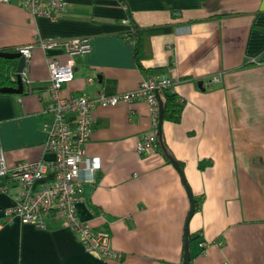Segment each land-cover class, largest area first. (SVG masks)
<instances>
[{
  "label": "crops",
  "instance_id": "crops-1",
  "mask_svg": "<svg viewBox=\"0 0 264 264\" xmlns=\"http://www.w3.org/2000/svg\"><path fill=\"white\" fill-rule=\"evenodd\" d=\"M127 17L141 27L175 25L152 38V56L143 60L158 68L155 74L138 65L123 37ZM71 36L90 37L92 51L76 57L66 96L127 92L156 75L176 79L172 92L186 102L182 120L164 121L162 133L197 200L189 222L198 235L190 242L192 264H264V0H68L57 20L0 1V49ZM30 76V92L25 86L22 94H0V142L11 167L54 158L45 149L50 76L39 47ZM213 77L220 80L210 85ZM94 118L85 148L100 168L84 183L78 213L112 234L120 259L88 251L56 212L45 228L6 221L20 192L10 170L0 176V264L183 263L188 190L160 148L144 155L135 149L141 135L154 131L150 105L142 99L99 106ZM50 182L47 175L34 190Z\"/></svg>",
  "mask_w": 264,
  "mask_h": 264
},
{
  "label": "built area",
  "instance_id": "built-area-1",
  "mask_svg": "<svg viewBox=\"0 0 264 264\" xmlns=\"http://www.w3.org/2000/svg\"><path fill=\"white\" fill-rule=\"evenodd\" d=\"M11 3L13 0H0ZM33 17L41 16L57 20L67 8L68 0H15ZM127 27L123 33L124 39L134 44L131 31L134 21L130 17L122 20ZM36 47L46 54L49 70V103L46 113L49 114L44 124L48 139L45 149L53 153L50 161L22 160L11 167L6 159L5 151L0 142V176H5L10 170L19 182L20 192L16 202L5 210V219L10 222L18 218L23 224H32L39 228L46 227V217L52 212L72 228L81 242L90 252L101 255L106 261L112 258L120 259L113 246L112 234L105 230H95L93 226L79 217L78 202L83 193L85 181H94V174L100 168L99 158H91L86 154V144L94 131V111L97 107L116 106L121 102L134 104L138 100H145L152 113L154 131L144 133L136 145V151L144 155L150 151H157V125L160 116L161 91L173 88L176 79L170 75H156L144 78L133 90L113 95L100 94L92 97L86 92L76 96H66L65 86L75 79L76 57L89 54L92 51V41L88 36H71L68 38H38L37 41L21 45L17 51L25 57L26 65L20 72L12 70L9 79L17 83L19 77L28 88L32 85L30 76V62ZM92 80V79H89ZM220 77H213L209 84L219 81ZM183 101V98H180ZM85 169L91 171L90 177L83 174ZM51 176V182L45 187L34 190L37 182ZM8 191L7 187L3 188ZM3 225L0 223V228ZM222 245L221 241H217ZM208 242H201L202 249H206Z\"/></svg>",
  "mask_w": 264,
  "mask_h": 264
},
{
  "label": "trees",
  "instance_id": "trees-1",
  "mask_svg": "<svg viewBox=\"0 0 264 264\" xmlns=\"http://www.w3.org/2000/svg\"><path fill=\"white\" fill-rule=\"evenodd\" d=\"M173 15L175 17L181 16V11H173ZM175 25L174 24H165L161 26H151V27H141L137 23L134 24V29L130 32L131 36L134 40V57L138 65L144 69L146 68L143 64L144 59H149L152 56V38L159 34V33H171L174 31ZM0 51H10V52H17V50L13 47H6L0 49ZM18 65V59H6L3 57H0V87L4 86H16V83H13L9 79V72L11 70L17 69ZM158 68L152 69V68H146V71L150 74H155ZM2 94V93H0ZM160 99L163 102V121H170L174 123H180L182 120V115L185 107V100L180 101V96L172 92L171 89L161 91L159 93ZM159 119L158 117V125L157 129L159 127ZM158 145L161 149V152L164 153V155L167 157L168 162L171 160H176L182 170L184 169V164L177 160L171 152L168 150L165 140L163 138L162 133V140H159L158 137ZM205 164L200 163V167H204ZM184 171V170H183ZM196 203L197 200L195 199ZM198 239V235L194 233L189 234V240L190 242L195 241ZM205 242V241H201ZM185 250V249H184ZM194 256H191V264L193 263ZM160 264H184V263H175L170 261H162Z\"/></svg>",
  "mask_w": 264,
  "mask_h": 264
},
{
  "label": "water",
  "instance_id": "water-1",
  "mask_svg": "<svg viewBox=\"0 0 264 264\" xmlns=\"http://www.w3.org/2000/svg\"><path fill=\"white\" fill-rule=\"evenodd\" d=\"M0 57L6 58V59H18V65H17V71L20 72L22 68L26 65V59L24 56H22L19 52H10V51H0ZM201 86V83H200ZM25 90V85L22 82L21 78L19 77L16 86H4L0 87V93H10V94H22ZM159 95V94H158ZM160 97V95H159ZM160 99V98H159ZM160 119H159V127H158V137L159 140H162V121H163V102L160 99ZM175 167L180 172V175L182 177V180L188 190L190 199H191V210L189 212L186 225H185V250H184V258L183 263L184 264H191V250H190V240H189V222L191 218L193 217L195 210H196V201L193 195V192L187 182L185 172L182 170L180 165L176 160H171Z\"/></svg>",
  "mask_w": 264,
  "mask_h": 264
},
{
  "label": "rangeland",
  "instance_id": "rangeland-1",
  "mask_svg": "<svg viewBox=\"0 0 264 264\" xmlns=\"http://www.w3.org/2000/svg\"><path fill=\"white\" fill-rule=\"evenodd\" d=\"M17 50V49H16ZM18 52V51H17ZM16 71H17V69H15ZM12 71V70H11ZM222 242V244H223V241H221ZM217 244H218V242H217Z\"/></svg>",
  "mask_w": 264,
  "mask_h": 264
},
{
  "label": "clouds",
  "instance_id": "clouds-1",
  "mask_svg": "<svg viewBox=\"0 0 264 264\" xmlns=\"http://www.w3.org/2000/svg\"><path fill=\"white\" fill-rule=\"evenodd\" d=\"M159 96V95H158ZM157 132H158V130H157ZM158 134V133H157Z\"/></svg>",
  "mask_w": 264,
  "mask_h": 264
}]
</instances>
